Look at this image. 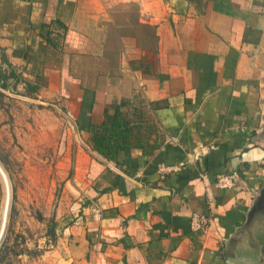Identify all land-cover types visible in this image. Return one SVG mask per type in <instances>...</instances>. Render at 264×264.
Masks as SVG:
<instances>
[{"label": "crops", "instance_id": "crops-1", "mask_svg": "<svg viewBox=\"0 0 264 264\" xmlns=\"http://www.w3.org/2000/svg\"><path fill=\"white\" fill-rule=\"evenodd\" d=\"M263 38L264 0H0V85L75 129L58 264H264L225 248L264 187ZM114 104L132 142L107 160L90 129Z\"/></svg>", "mask_w": 264, "mask_h": 264}, {"label": "rangeland", "instance_id": "rangeland-1", "mask_svg": "<svg viewBox=\"0 0 264 264\" xmlns=\"http://www.w3.org/2000/svg\"><path fill=\"white\" fill-rule=\"evenodd\" d=\"M138 32L146 39L148 30ZM7 84L0 88V256L3 264H58V238L78 212L66 188L73 168L65 140L75 129L56 99Z\"/></svg>", "mask_w": 264, "mask_h": 264}, {"label": "trees", "instance_id": "trees-1", "mask_svg": "<svg viewBox=\"0 0 264 264\" xmlns=\"http://www.w3.org/2000/svg\"><path fill=\"white\" fill-rule=\"evenodd\" d=\"M154 38L157 40V36ZM0 88L4 89L5 85L1 84ZM112 109L113 112L111 114L105 109L103 122L100 125L91 126L90 129L92 150L107 160H115L119 150L131 145L133 133V127L130 126L129 121L123 116L119 106L114 104ZM139 142L135 141L133 144H139ZM39 220H43V218L40 216ZM48 229L47 235L51 240H54L55 233L53 228L49 226ZM1 249L2 247L0 252ZM0 263L3 264L1 256Z\"/></svg>", "mask_w": 264, "mask_h": 264}, {"label": "water", "instance_id": "water-1", "mask_svg": "<svg viewBox=\"0 0 264 264\" xmlns=\"http://www.w3.org/2000/svg\"><path fill=\"white\" fill-rule=\"evenodd\" d=\"M262 44L264 48V38ZM262 123L264 133V115ZM244 247L258 250L260 262L264 263V187L255 194L246 213L245 222L225 242V248L228 251H236Z\"/></svg>", "mask_w": 264, "mask_h": 264}, {"label": "built area", "instance_id": "built-area-1", "mask_svg": "<svg viewBox=\"0 0 264 264\" xmlns=\"http://www.w3.org/2000/svg\"><path fill=\"white\" fill-rule=\"evenodd\" d=\"M143 83L139 82L137 84V89L140 91L144 90ZM184 165V162L180 163L179 166ZM176 168V167H174ZM238 178L237 171H233L230 173H217L215 176V184L218 187V189L221 190H228L231 189L236 182V179ZM206 224V218L202 216H193L192 217V227L194 229H201Z\"/></svg>", "mask_w": 264, "mask_h": 264}, {"label": "bare ground", "instance_id": "bare-ground-1", "mask_svg": "<svg viewBox=\"0 0 264 264\" xmlns=\"http://www.w3.org/2000/svg\"><path fill=\"white\" fill-rule=\"evenodd\" d=\"M7 196V195H6ZM4 217V216H3Z\"/></svg>", "mask_w": 264, "mask_h": 264}]
</instances>
